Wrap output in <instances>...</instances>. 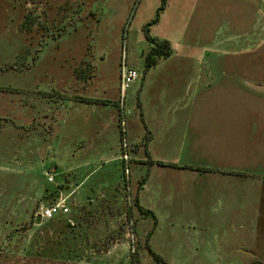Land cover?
<instances>
[{"label": "rangeland", "instance_id": "1", "mask_svg": "<svg viewBox=\"0 0 264 264\" xmlns=\"http://www.w3.org/2000/svg\"><path fill=\"white\" fill-rule=\"evenodd\" d=\"M161 1L0 0V264H264V0Z\"/></svg>", "mask_w": 264, "mask_h": 264}, {"label": "trees", "instance_id": "2", "mask_svg": "<svg viewBox=\"0 0 264 264\" xmlns=\"http://www.w3.org/2000/svg\"><path fill=\"white\" fill-rule=\"evenodd\" d=\"M165 1L166 0L161 1V5L157 11V16L148 23L149 25L158 21V12L159 10L160 11L163 10ZM144 31L146 33V36H145L146 39L150 41V43L152 44L150 50L144 56V67H145L144 71L147 72L151 67L155 66L158 63L157 62L158 59L167 58L169 56V43L166 40H158L157 38L150 36L148 34V28H144ZM97 101L103 102V100H98V99ZM124 134L125 132L121 130V140L124 138ZM134 202H135L137 209L140 211L142 215L148 216L149 214H152L151 212H148L143 207H141L138 204V201L135 197H134ZM65 227L67 228L70 227L68 222L65 223ZM148 251L156 263H159L162 260L161 257L157 256L149 248H148Z\"/></svg>", "mask_w": 264, "mask_h": 264}, {"label": "built area", "instance_id": "3", "mask_svg": "<svg viewBox=\"0 0 264 264\" xmlns=\"http://www.w3.org/2000/svg\"><path fill=\"white\" fill-rule=\"evenodd\" d=\"M137 73L132 69H127L125 66L121 68L120 76V88L125 91L130 85L137 79ZM51 180V177L48 178ZM68 212V207L62 202L57 201L48 206L41 207L36 216L42 219H51L56 215L66 214ZM70 220H68L69 222ZM72 224V223H71Z\"/></svg>", "mask_w": 264, "mask_h": 264}, {"label": "crops", "instance_id": "4", "mask_svg": "<svg viewBox=\"0 0 264 264\" xmlns=\"http://www.w3.org/2000/svg\"><path fill=\"white\" fill-rule=\"evenodd\" d=\"M156 65H158V63L156 64ZM156 65L155 66H153V67H151V68H154V67H156ZM166 72V76H169L170 74H172V72L174 73V69H172V70H167V71H165ZM175 74V73H174ZM188 86H190V84H188ZM183 103V102H182ZM182 103H180L178 106H176L174 109H175V112L176 111H178V110H180V108L182 107L183 108V106L184 105H182ZM177 105V104H176ZM182 105V106H181ZM125 133H126V131H125ZM127 136V135H126ZM186 166H187V164H185ZM184 166V165H183ZM185 167V166H184ZM188 167H190V165H188ZM201 169H206L207 171H208V167H205V168H201ZM208 172H210V171H208ZM210 175H213V174H210Z\"/></svg>", "mask_w": 264, "mask_h": 264}]
</instances>
